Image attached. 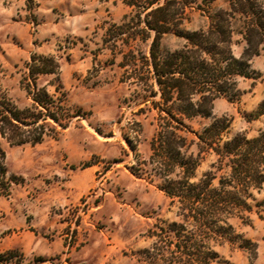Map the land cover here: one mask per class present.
Returning <instances> with one entry per match:
<instances>
[{"label":"rangeland","instance_id":"obj_1","mask_svg":"<svg viewBox=\"0 0 264 264\" xmlns=\"http://www.w3.org/2000/svg\"><path fill=\"white\" fill-rule=\"evenodd\" d=\"M214 5L227 8L229 0H214ZM39 7L38 0H0V104L23 110L31 120L39 117L37 123L18 124L8 138L0 136L5 172L0 176V264H149L140 250L154 242L151 231L161 220L178 219L176 207L157 187L159 170L152 158L150 141L159 119L153 101L159 96L151 92L152 79L147 84L141 79L148 75L141 57L149 55L151 39L125 43L118 29L108 33L110 25L120 24L130 11L122 0H57L55 16L61 24L71 18L74 27L66 32L61 25L57 57L31 54L54 56L60 63L59 75L38 78L56 101L45 110L33 104L27 91L31 56L25 53L29 45L21 35L26 28L29 35L37 32L43 20ZM205 20L196 13L187 27L197 28ZM235 22L240 29L241 22ZM162 42L172 50L184 41L167 35ZM245 45L237 32L233 44L237 57ZM259 55L264 56V50ZM256 56L251 67L257 77L237 79L239 99L222 97L214 102V114L233 116L231 133L244 131L248 137L264 130V117L257 119L264 109V90L260 105L253 93L255 85L263 84L261 70L252 65ZM49 112H55L64 127L40 117ZM209 121L201 118L193 125L200 129ZM39 126L42 142L21 143V138L36 135ZM192 150L196 152L195 147ZM213 160L212 155L202 160L198 177ZM64 176H92V182L64 200L58 191L64 187ZM47 184L58 185L57 200L46 209L42 204ZM255 196L263 199L264 191ZM233 223L256 243V256L229 242H214V248L231 264H264V210L254 206L244 221ZM37 224L51 227L43 243L24 251L20 243L30 239L29 230L36 231ZM13 241L20 243L11 247Z\"/></svg>","mask_w":264,"mask_h":264},{"label":"trees","instance_id":"obj_2","mask_svg":"<svg viewBox=\"0 0 264 264\" xmlns=\"http://www.w3.org/2000/svg\"><path fill=\"white\" fill-rule=\"evenodd\" d=\"M122 2L130 11L120 24H111L108 33L118 29L125 43L151 39L149 55L141 57L148 75L141 79L145 84L152 79L151 92L159 96L153 101L159 119L150 141L152 158L159 170L157 187L176 207L178 218L155 225L151 231L154 242L140 250L143 260L149 264H231L214 248V242L251 249L256 256V243L238 232L233 219L244 221L254 206L264 210V198L255 196L264 191V130L256 137L244 131L231 133L233 116L214 114V102L222 97L231 102L239 99L238 77L258 75L251 59L264 50V0H229L227 8H217L214 0ZM196 13L206 18L204 24L188 28ZM236 20L241 22L240 29ZM237 32L246 43L239 57L233 52ZM167 35L181 38L182 46L165 48L162 41ZM26 66L33 104L47 110L56 101L38 78L59 75L60 63L54 56L33 54ZM40 117L64 127L55 112ZM201 118L210 121L195 129L194 122ZM32 119L23 116V110L0 104V136L8 138L18 124L39 121V117ZM41 127L33 137L21 138V143L42 142ZM207 155L214 160L198 177L197 168ZM4 174L0 161V176Z\"/></svg>","mask_w":264,"mask_h":264},{"label":"crops","instance_id":"obj_3","mask_svg":"<svg viewBox=\"0 0 264 264\" xmlns=\"http://www.w3.org/2000/svg\"><path fill=\"white\" fill-rule=\"evenodd\" d=\"M40 1V7L39 13L43 14V20L38 25V30L33 36L32 34L29 35V29L26 28L27 31H24L21 35L23 37V40L29 45L28 48L25 50L26 55L28 58H30L31 54L33 52L42 53L45 55H55L57 48V40L59 39V36L61 33V25L65 28L64 30L66 32H71L74 25H72V19L69 18L67 20H64V22L61 24L60 20L57 19L55 16V13L53 12V5H55L57 0H38ZM46 6V7H45ZM252 65L255 69H259L262 72V79L263 84L259 82V84L255 85L254 92L255 93V99H258L259 105L262 102V91L264 90V56L258 55L252 60ZM257 89V90H256ZM259 96V98H258ZM261 117H264V111L259 114L258 120L261 119ZM65 180L61 183L64 187L60 186V189L58 188L59 195H62V198L64 200H67L68 194L71 195L73 193L74 197L78 194V192L85 191L88 186H90L92 182V176H64ZM60 183V182H59ZM58 184L52 185L47 184L44 188V195H43V204L42 207H47L53 200H57V198H54L57 195V192H54V188L56 189ZM48 215V214H47ZM46 215V216H47ZM32 227L34 225H31ZM30 226V227H31ZM35 230H29L28 236L30 239L28 241L15 242L13 241L11 243V247H15L16 244H21V248L24 251L27 250H34L36 249L42 242V238H44V234L46 231H48L51 227L48 225L41 226L40 224L37 226H34ZM33 234V235H32ZM32 235V236H31ZM28 237V238H29Z\"/></svg>","mask_w":264,"mask_h":264}]
</instances>
